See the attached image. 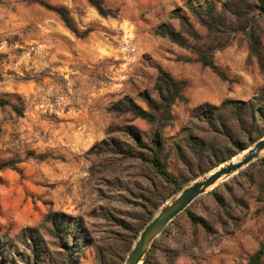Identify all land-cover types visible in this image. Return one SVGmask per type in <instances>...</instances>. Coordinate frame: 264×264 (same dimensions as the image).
I'll return each mask as SVG.
<instances>
[{
	"label": "rangeland",
	"instance_id": "rangeland-1",
	"mask_svg": "<svg viewBox=\"0 0 264 264\" xmlns=\"http://www.w3.org/2000/svg\"><path fill=\"white\" fill-rule=\"evenodd\" d=\"M104 2L112 15H101L87 0H0V99L24 109L19 115L11 105L0 106V161L16 160L21 170L0 171V264H65L68 252L73 264H96L97 254L124 264L149 218L216 167L212 155L193 158L190 169L168 155L170 172L184 180L170 196L174 187L138 157L148 151L116 131L132 123L148 142V122L115 116L110 108L126 96L146 106L140 94L157 96L159 69L187 81V101L176 102L174 121L164 130L165 152L182 137L192 109L250 101L264 88L249 40L250 34L260 38L264 56L257 1ZM227 2L235 6L224 10ZM208 6L218 20L213 30L197 14L206 17ZM60 8L68 11L70 27ZM175 10L190 26L171 17ZM162 23L193 46L212 47L219 71L204 66L193 49L156 35ZM263 136L258 118L236 141L248 148ZM263 170L264 155L199 196L156 238L149 264H248L264 245ZM56 219L60 226L81 224L75 240L54 228Z\"/></svg>",
	"mask_w": 264,
	"mask_h": 264
},
{
	"label": "trees",
	"instance_id": "trees-1",
	"mask_svg": "<svg viewBox=\"0 0 264 264\" xmlns=\"http://www.w3.org/2000/svg\"><path fill=\"white\" fill-rule=\"evenodd\" d=\"M87 1L94 6L101 15H112L113 10L105 4L104 0ZM243 1L246 2V0ZM255 1H257V8H259L261 12H264V0ZM228 6L234 7L235 5L232 2H227L223 4L224 10H227ZM58 12L65 24L70 27L71 17L68 14V11L64 8H60ZM197 14L200 16L202 22L210 28V30L214 29L213 23H217L218 20L213 15L212 6H208L205 12L208 19L201 16L198 12ZM243 14L245 15L243 12L237 13V15ZM171 17H177L181 19L184 25L190 26L187 17L179 15L176 10L172 12ZM242 29H246V27ZM155 33L158 36L169 38L172 42L182 47L193 49L198 54V57L204 66H209L216 71H219L213 59L214 50L212 47L191 45L186 37L181 32L177 31L170 23L160 24L156 28ZM189 33L192 37L199 38V36L194 34V32ZM249 40L251 53L258 59L262 72L264 73V56L260 47L261 40L254 34L249 35ZM186 87L187 81L178 80L168 71L159 69V76L154 87L157 96H153L149 91H145L140 94V97L146 103V106L139 104L131 96H126L110 108L111 113L115 116L122 117L131 115L136 119L139 118L145 120L150 124L151 133L148 142L145 141L138 127L132 123L124 126V128L116 126V131L128 136L137 149L148 151V155L139 153L138 157L143 162L147 163L159 176L162 177V179H164L165 182L174 187L170 196L183 189L184 180H181V178L179 179V177L170 172L168 155H173L179 163H182L189 169L193 165V158L203 157L208 159L212 155L218 160L217 164L214 166H218L247 148V146L236 141L237 133L242 131L246 132L250 126L254 125V121L258 118L264 121V88L258 96H255L250 101L226 99L220 105L205 103L191 110L190 124L183 128L182 137L174 142L171 151L169 150V152H165L167 142L164 130L166 127L171 126L174 121L173 106L176 102L187 101V98L184 95ZM4 105H11L19 115L23 114L24 109L13 104L11 100L0 99V106ZM230 145H233V147L236 148V150H234L235 152L230 151ZM227 150L228 155L222 156V154ZM17 163L18 161L16 160L0 161V171L10 168L21 172L20 168L16 165ZM258 185L261 193V200L264 201V170L260 171ZM168 195L158 198L159 205L169 197ZM152 218L153 217L149 218L148 223L152 220ZM62 224H64V222H62L61 219L53 221V226L56 230L61 229V232L64 235H67L68 238L75 240L81 224L79 222H70L66 225L60 226ZM88 247L89 245H85L83 250H76L77 253L75 257H80V253ZM5 250H8V248ZM71 251H74V249ZM33 255H36L34 251ZM111 255L117 256L115 252ZM263 258L264 245H261V247L251 257L248 264H264ZM38 260L40 262L37 264L43 263L41 259ZM64 260L65 264H73L75 258L72 257V252L66 253ZM149 263L150 255L147 256L143 264ZM96 264L119 263L113 261L112 258L108 259L102 254H97Z\"/></svg>",
	"mask_w": 264,
	"mask_h": 264
},
{
	"label": "water",
	"instance_id": "water-1",
	"mask_svg": "<svg viewBox=\"0 0 264 264\" xmlns=\"http://www.w3.org/2000/svg\"><path fill=\"white\" fill-rule=\"evenodd\" d=\"M244 150L248 152L238 161H224L216 166L214 172L196 179L191 185L184 188L175 199L169 202L163 209L145 226L140 233L137 241L131 248L124 264H143L147 255L158 236H160L167 226L182 212H184L199 196L208 192V187L216 183L220 178L226 175L238 173L255 160L260 158V153L264 150V136L253 146ZM243 150V151H244ZM222 165V166H221Z\"/></svg>",
	"mask_w": 264,
	"mask_h": 264
},
{
	"label": "bare ground",
	"instance_id": "bare-ground-1",
	"mask_svg": "<svg viewBox=\"0 0 264 264\" xmlns=\"http://www.w3.org/2000/svg\"><path fill=\"white\" fill-rule=\"evenodd\" d=\"M251 148H252V146H251ZM247 152H248V150H244V151L240 152V153L237 154L232 160H233V161H238V160H239L241 157H243V155H245ZM262 155H264V150H262L261 153H260V156H262ZM221 166H222V165H221ZM216 169H218V168H215L214 170H212V171L210 172V174H211L212 172H214ZM236 173H237V172H236ZM236 173H233L232 175H226V176H223V177L220 178L216 183H214L213 185H211L210 187H208L206 191L212 190L216 185H218L219 183H221V182H223V181L229 179L230 177H232V176H233L234 174H236Z\"/></svg>",
	"mask_w": 264,
	"mask_h": 264
}]
</instances>
